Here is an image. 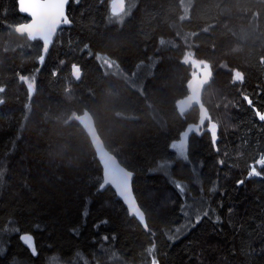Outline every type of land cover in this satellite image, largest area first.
<instances>
[{"label":"trees","instance_id":"obj_1","mask_svg":"<svg viewBox=\"0 0 264 264\" xmlns=\"http://www.w3.org/2000/svg\"><path fill=\"white\" fill-rule=\"evenodd\" d=\"M109 2L70 0L71 26L39 67L41 42L15 31L27 17L0 0V264H264V169L247 175L264 154V0H126L119 14ZM200 60L218 139L191 135L184 161L170 145L197 109L181 117L175 103ZM85 109L135 173L148 231L98 189L101 166L73 120Z\"/></svg>","mask_w":264,"mask_h":264},{"label":"water","instance_id":"obj_2","mask_svg":"<svg viewBox=\"0 0 264 264\" xmlns=\"http://www.w3.org/2000/svg\"><path fill=\"white\" fill-rule=\"evenodd\" d=\"M69 3H70V0H69ZM69 3L66 6V15L68 19L71 21L69 14H68ZM113 5H115V9L113 8ZM125 6H126V0H110L109 2V9L112 14H119L123 12V10L125 9ZM17 8H18V0H17ZM18 12L21 15L26 16L27 21H23V22L16 24L15 31L18 35L27 36V38L31 41L38 40L41 42L42 47H41V53L39 56V67H41L43 65V64L41 65L40 63L41 58H43V63H44L46 60L47 54L52 44L55 41V38L57 36L59 29L63 27L71 26L72 21L70 24H67V25L61 24L58 29L53 28V29H50V30H47L41 33L32 25V20H33L32 17L27 15L24 11H18ZM71 68H72L73 78L75 79V81H79L82 75V70L80 66L77 64H72ZM212 78H213V70L211 67V63L208 60H200L198 64L190 72V75L186 81L187 94L184 97H181L178 100H176V103H175L177 111L179 112V115L181 117L187 114L192 108H197L196 121L191 122L190 124L187 125V127L199 125L201 121H204L205 124L208 123V125L209 123H214L215 125H217L216 122L213 120L208 107L203 102L204 90L209 86ZM73 120L81 126V128L85 131L86 135L89 138V141L94 150L96 159L98 160L101 166L102 180L107 178L109 167H120L124 169L126 172H133L132 170L127 168L124 164H122L119 161V159L115 156V154L111 152L105 146L104 141L98 132L95 119L88 109L83 110L81 113L74 114ZM217 139H218V127H217ZM134 175L131 180V187H132L133 194L135 196V193L133 190ZM239 181H242V180H239ZM113 191L115 192L114 189ZM117 198L122 202V200L118 196ZM136 201L138 202L137 198H136ZM124 207L126 208V206ZM140 214H142L144 217V221H145L144 224L140 221V218H139ZM129 216L135 218L136 221L143 227L145 231L149 230L148 225H147V220H146V214L143 211V209L140 207V205L138 209V215L136 216L129 215ZM157 264H160V263L157 262Z\"/></svg>","mask_w":264,"mask_h":264},{"label":"snow or ice","instance_id":"obj_3","mask_svg":"<svg viewBox=\"0 0 264 264\" xmlns=\"http://www.w3.org/2000/svg\"><path fill=\"white\" fill-rule=\"evenodd\" d=\"M79 2V0H75ZM69 3V0H18V11H24L27 15L33 18L32 25L41 33L56 28L58 29L61 24H70L71 21L66 15V6ZM115 9V5H113ZM46 55V53H45ZM41 65L43 64V58L40 61ZM55 74V72H54ZM243 99L252 107V100L249 96L244 95ZM254 115L262 122H264V112H261L258 109H254ZM205 124L204 121H201L199 125L188 126L180 136L178 141L171 143L170 148L175 151L178 158H182L184 161L188 160L187 151H188V140L191 134L202 135L201 127ZM207 131L211 135L213 144L217 140V125L214 123H209ZM223 164V161H220ZM250 170L248 171V177H259L262 175L259 169H264V154L260 155L258 159L254 161L252 165L249 166ZM133 172H126L120 167H109L108 175L106 179H103L101 183L98 184V189L103 191L105 188H112L115 190V194L122 200L124 206L128 211L129 215L136 216L138 215L139 204L136 201V198L133 194L131 187V180L133 177ZM243 183V181H239ZM176 189L180 192H184L183 185L176 183ZM215 191V188L212 189ZM87 213H85L86 215ZM185 215L189 213L185 212ZM204 216L208 215V212H203ZM140 221L144 224V217L142 214L139 215ZM201 218L199 212L196 213V222L198 223ZM101 223H107V221H101ZM146 226V225H145ZM98 228L99 224L94 225ZM18 231V229H17ZM179 231V230H177ZM171 238V237H170ZM22 241L32 250V253L35 255V245L32 237L30 235H23L21 237ZM106 239V237H105ZM148 252L151 254L153 249H148ZM3 253V250L0 249V254ZM152 264H157L155 259L152 260Z\"/></svg>","mask_w":264,"mask_h":264},{"label":"rangeland","instance_id":"obj_4","mask_svg":"<svg viewBox=\"0 0 264 264\" xmlns=\"http://www.w3.org/2000/svg\"><path fill=\"white\" fill-rule=\"evenodd\" d=\"M186 5V4H185ZM188 6V5H187ZM188 58V57H187ZM188 61V60H186ZM232 81L233 82H238L242 80V73L239 72L238 70H233L232 71ZM33 93V83L29 84V94L32 95ZM176 184V183H175ZM184 193V192H183Z\"/></svg>","mask_w":264,"mask_h":264},{"label":"flooded vegetation","instance_id":"obj_5","mask_svg":"<svg viewBox=\"0 0 264 264\" xmlns=\"http://www.w3.org/2000/svg\"><path fill=\"white\" fill-rule=\"evenodd\" d=\"M24 21H27V20H24ZM27 37V36H26ZM192 109H194V108H192ZM191 109V110H192ZM197 109V108H196ZM196 121V120H195ZM195 121H191V122H195ZM189 124H190V122H189ZM187 125H188V123L185 125V128H184V130H186L187 129ZM207 128H208V123H206L202 128H201V131H202V133H204V132H208L207 131ZM183 130V131H184ZM209 133V132H208ZM191 135H194V133L193 134H191ZM190 135V136H191ZM209 135H210V133H209ZM211 136V135H210Z\"/></svg>","mask_w":264,"mask_h":264},{"label":"bare ground","instance_id":"obj_6","mask_svg":"<svg viewBox=\"0 0 264 264\" xmlns=\"http://www.w3.org/2000/svg\"><path fill=\"white\" fill-rule=\"evenodd\" d=\"M71 67V66H70Z\"/></svg>","mask_w":264,"mask_h":264}]
</instances>
